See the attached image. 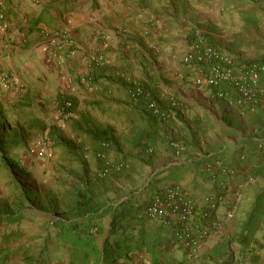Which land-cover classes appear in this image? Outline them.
Listing matches in <instances>:
<instances>
[{
  "label": "crops",
  "instance_id": "crops-1",
  "mask_svg": "<svg viewBox=\"0 0 264 264\" xmlns=\"http://www.w3.org/2000/svg\"><path fill=\"white\" fill-rule=\"evenodd\" d=\"M262 16L259 7L250 0H0V134L9 129L16 135L38 130L29 125L37 121V126L45 128L38 131L45 136L53 129L78 146L74 156L61 148L66 159L78 158L80 154L94 159V150L78 127L110 130L122 146V151L114 152L112 158L128 156V160L136 161L133 157L137 151L128 143L146 125L129 108L125 84L150 82L167 97L180 100L184 110L177 117L158 119L157 153L147 166L153 172L145 184L138 190L132 187L139 180L136 176L139 169L135 168L139 165L133 162L134 175L129 172L126 175L130 180L115 177L111 187L96 186L92 190L82 179H73V184L62 185L61 197L80 187L88 188L96 197L103 191L122 194L118 199L121 200L131 191L144 189L156 172L204 154L208 157L223 154L214 163L216 168L219 163L229 164L242 147L247 152L252 147L248 142V138L254 137L251 123L262 124L259 112L242 114L233 94L217 98L209 90L194 88L196 72L184 65L182 59L197 34L216 49L233 55L236 61L261 58V52L245 56L239 38L242 32L255 29ZM248 17L257 18L259 23L248 25L245 21ZM96 55L106 58L107 63L98 65L94 61ZM60 94L78 100L75 111L66 117L71 131L61 127V121H54L60 114L57 108ZM260 127L264 130V124ZM16 135L10 136L6 145L7 149L19 147L24 161L22 176L27 180L37 158L25 137ZM170 141L183 144L179 157H174L168 146ZM12 149L7 150L8 157L19 162L20 155ZM102 166L98 161L90 174L91 181H95ZM188 168L180 187L186 194L202 200L211 193V185L196 175L195 166ZM66 176L73 178L74 174L68 171ZM221 177L233 190L241 175ZM31 185L27 181L26 186ZM167 185L164 182L158 187ZM263 186L251 185L246 192L238 193L231 209L235 212L240 206V211L245 204L249 208L254 190ZM229 193L228 204L219 209L222 218L233 200L232 192ZM241 216L237 212L235 219L225 223L222 237L233 234Z\"/></svg>",
  "mask_w": 264,
  "mask_h": 264
},
{
  "label": "trees",
  "instance_id": "trees-1",
  "mask_svg": "<svg viewBox=\"0 0 264 264\" xmlns=\"http://www.w3.org/2000/svg\"><path fill=\"white\" fill-rule=\"evenodd\" d=\"M260 13L264 15V7L261 8ZM245 21L248 25L259 23L257 18L251 20L248 17ZM262 82H264V76H262ZM125 86L129 91V108L146 126L137 131L135 137L128 143L133 150L137 151L134 155L136 157H133L136 161H130L127 159L128 156H124L121 162L125 165L136 162L139 166L147 167L151 165L157 153L159 135L157 125L159 118L149 109V104L154 102L157 109L169 110L170 99L182 105L183 103L178 99L167 97L157 85L150 82H130ZM208 90L213 95L217 90L228 92L227 97L233 94L235 98L236 94L233 89L224 84L219 89ZM57 102L62 118L69 117L78 106V100L67 94L58 95ZM257 112L264 124L263 110L258 108ZM178 114L180 112H176V117ZM37 123L33 121V124H29L30 128L45 129L40 125L37 126ZM78 129L80 134L89 140L95 156L100 152L111 156L114 152L122 151V146L111 135L110 130L103 131L80 126ZM5 136L6 133L0 134V168L6 173V180L14 192L15 200L11 205L3 204L0 200V236H3L4 241L14 233H5L3 226L21 223L29 217L31 205L37 202L31 189L21 181L24 169L11 160L5 152ZM48 137L54 146L75 155L78 149L75 143L56 134L53 129L49 130ZM248 142L252 144V147L249 145V152L244 151L242 147L237 158H233L229 164L223 163L220 168L214 167V163L222 159V153H216L211 157L204 154L191 162L173 164L152 175L141 191H131L125 198L115 202L94 196L88 188L78 187L70 190L63 196L66 202L63 213L58 205L56 206L58 203L53 200L52 217L45 227L46 236L42 245L37 254L36 252L33 255L26 254L22 263L51 264L50 260L54 259L61 260L64 264H264L262 262L264 186L255 191L251 206L247 210L243 208L239 211V206L238 211L234 212V217L237 212L238 214L240 212L242 216L237 221L233 234L221 237L201 252H193L195 247L208 241L222 222L219 209L228 204L226 198L231 192V184L221 176L230 175V172L241 175L238 183L248 178L264 179V141H258V135H255L248 138ZM174 144L179 143L170 141L168 146L173 150L174 157H179ZM98 160L100 162V159ZM207 164L213 167L203 169ZM189 166H195L196 175L204 183L211 185V193L202 200H198L182 189L191 203L190 220L181 221L175 218L162 223L149 219L145 215V210L154 195L166 188L180 187V181L183 180ZM222 169H226L227 172L224 174ZM119 174L122 173L117 175ZM164 182H168L169 185L159 188L158 186ZM249 186L251 184L243 191L245 192ZM154 190L155 193L152 192ZM234 195L233 193L231 207L226 211L232 210V204L236 199ZM220 198H224V201ZM49 206L50 204L47 208ZM6 254L7 249H0V256L5 258ZM58 255L61 258L57 257Z\"/></svg>",
  "mask_w": 264,
  "mask_h": 264
},
{
  "label": "rangeland",
  "instance_id": "rangeland-1",
  "mask_svg": "<svg viewBox=\"0 0 264 264\" xmlns=\"http://www.w3.org/2000/svg\"><path fill=\"white\" fill-rule=\"evenodd\" d=\"M254 4H256L259 7V10H261V8L264 7V0H262L261 3H254ZM197 35H201V34H197ZM239 39H240V43L242 44V47L245 48L244 51V53H246L245 56L251 57V55L258 54L260 52L264 55V16H262L261 22L259 23V25H257L255 29L242 32ZM95 58L96 59L94 60L107 63V59L103 58L101 55H96ZM244 61H249V60L244 59ZM193 82L194 79L192 81L194 88L203 89L207 91L205 87L195 86ZM54 121L55 123L57 122L60 123L59 121H61L62 122L60 123L61 127L64 126L66 130H70L71 128L66 118H64L63 120L60 114H57L55 116ZM261 125L262 124L256 122L251 123V128H253L252 129L253 135H256L259 132H262V135H264L263 133L264 130H261L262 128L260 127ZM21 134L30 144V148H31L30 151H32L35 157L37 158L35 168L30 169L31 176L28 177L27 180L25 179V177L21 176V181L26 185H27V181L31 182L32 185L30 187L28 186L27 187L31 189L32 193L37 199V202L31 205L32 207L31 209L29 208V205L26 204L31 212L29 214V217L23 220L21 223L17 225L3 226V229H5L4 230L5 233L7 234L8 233L10 234L12 232L14 233V234H10L12 236L5 241L3 240V236H0V249L3 248L7 249V254L5 258H3V256H0V263L2 262L3 264H23L22 259L26 254L33 255L35 252L36 254L38 253L39 247L42 245L43 239L46 236L45 227H47L52 217L51 211L54 207L53 200H55L56 203H58L56 204V206L58 205L61 213L65 211L63 198L61 197V194H59L60 191L62 190V185L64 184L69 185V182L73 184L75 182L73 179H76L78 181L82 179L83 183L87 184V186L92 190L96 186L102 187L104 189L111 187L113 182H116L115 177L117 178L122 177L121 179H124L125 181L126 179L130 180L126 175H129V173L134 175L131 172L132 170L131 169L132 164H131L128 165V168H125V170L120 172L122 173L121 175L120 174L117 175L118 173H111L109 176L103 177L101 175V172H98V174H96L97 178L95 179V181H91L93 180V178L90 174L94 171L93 169H96L97 162L99 161L97 157L92 159L89 155L80 154L78 155V158L76 157L74 159L72 158L66 159L67 157L61 154L62 151L61 148L54 145L50 147L45 145V139L47 136H45L44 133H42V131L31 130L27 133L26 131L24 133L21 132ZM21 134L17 133V135L20 137ZM13 135H16V132L12 131V129H9V131L6 132V136L4 137L5 152L7 153V150L15 148L13 152H16L18 155H20L21 160L18 158L20 161L17 163L21 166L24 165V161L21 155L22 152H19V147L14 146V147H10V149H7L6 144L10 139L9 137ZM115 158H112V156H110V160H112L113 162H121L122 160V158L120 159L119 156ZM58 167L65 168V171L60 172ZM135 168L139 169L136 175L139 178V180L135 182L133 181L134 184H132V187L138 190L140 187H142L145 184L146 180L149 178L153 170L151 171L152 167L140 169L141 168L140 166H135ZM68 171L74 174V176H72L73 178L66 176ZM80 174H82V177L80 176ZM7 182L8 181L6 180V173L4 170L0 168V200L2 201L3 204L11 205L15 200V196L12 188L8 185ZM262 184H264V179H258L254 181L251 185L253 186L257 185L259 187ZM97 196L102 197L103 200L115 202L120 198V196H122V194L115 195V193H108L106 191H103V193L98 194ZM49 204L50 206L49 208H47ZM247 207H248L247 204H245V208ZM220 217L222 222L218 226L216 232L213 233V235H211V237L208 239V241L202 244L201 251L205 250L207 247L211 246L214 242L218 241L223 236L221 233L225 232L224 230L225 225L229 224L231 220L235 219L234 217L233 219L227 221L225 219V213L223 215V218L221 214ZM52 254L55 255L54 253ZM60 255H58L57 257L61 258ZM262 257H263L262 262L264 263V250L262 252ZM50 262L51 264H64V262L61 260L58 261L52 259V261L50 260Z\"/></svg>",
  "mask_w": 264,
  "mask_h": 264
},
{
  "label": "built area",
  "instance_id": "built-area-1",
  "mask_svg": "<svg viewBox=\"0 0 264 264\" xmlns=\"http://www.w3.org/2000/svg\"><path fill=\"white\" fill-rule=\"evenodd\" d=\"M253 3H261L262 0H250ZM65 37L67 35H64ZM98 65H104L105 62L94 60ZM182 62L186 66L193 67L196 72L194 85L205 87L208 89H219L224 84L226 87L233 89L235 94V104L238 106L242 114L254 113L258 108H264V55L257 60L251 61H236L234 56L228 52L221 51L213 47L206 38L197 35L184 55ZM217 98H227L228 92L217 90L214 93ZM149 109L152 110L160 120H167L176 117V112H182L184 105L170 99L169 110L157 109L156 104L151 102ZM257 135V134H256ZM255 136V135H254ZM258 141H264V135H258ZM45 145L50 147L54 143L49 137L45 139ZM177 154L180 155L184 148L182 145L174 144ZM180 153V154H179ZM102 162L101 175L109 176L111 173H120L128 165L122 162H113L110 156L105 153H98L96 156ZM219 168L221 163L218 164ZM213 166H208V169ZM215 167V165H214ZM223 173L227 171L224 169ZM230 175H234L230 172ZM255 180L248 178L244 182L236 183L232 194L237 195L245 190L248 185ZM223 185V183L221 184ZM224 201V198H220ZM145 215L151 219L162 223L168 222L171 219L178 218L181 221L190 220L191 218V203L182 191L181 187H173L163 189L159 194L154 195L148 207L145 210ZM234 218V210L225 212V219L231 220ZM202 245L195 247L194 253L201 252Z\"/></svg>",
  "mask_w": 264,
  "mask_h": 264
}]
</instances>
